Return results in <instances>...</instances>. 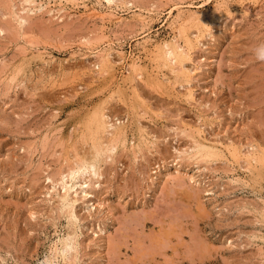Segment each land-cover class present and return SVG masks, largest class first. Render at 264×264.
I'll return each instance as SVG.
<instances>
[{
  "label": "rangeland",
  "instance_id": "374dc122",
  "mask_svg": "<svg viewBox=\"0 0 264 264\" xmlns=\"http://www.w3.org/2000/svg\"><path fill=\"white\" fill-rule=\"evenodd\" d=\"M27 1L0 0V264H264V0Z\"/></svg>",
  "mask_w": 264,
  "mask_h": 264
},
{
  "label": "bare ground",
  "instance_id": "6f19581e",
  "mask_svg": "<svg viewBox=\"0 0 264 264\" xmlns=\"http://www.w3.org/2000/svg\"><path fill=\"white\" fill-rule=\"evenodd\" d=\"M27 1V0H26ZM108 2H111V4L113 3L112 1H110V0H107ZM123 1V0H122ZM226 1V0H225ZM28 2V1H27ZM72 2V1H71ZM77 2V1H76ZM101 2V1H100ZM106 2V1H105ZM125 2V1H124ZM220 2V1H219ZM31 3H33V2H31ZM66 3V2H65ZM73 3V2H72ZM85 3V2H84ZM116 3V2H115ZM122 3V2H121ZM255 3V2H254ZM62 4V3H61ZM110 4V5H111ZM114 4V3H113ZM220 4H222V3H220ZM42 5V4H41ZM74 5V4H73ZM219 5V4H218ZM223 5V4H222ZM76 6V5H75ZM83 6V5H82ZM227 6H228V4H227ZM32 7V6H31ZM42 6H40V8H41ZM223 7V6H222ZM38 8V7H37ZM40 8H38V9H40ZM43 8V7H42ZM63 9H64V7H62ZM107 8H109V7H107ZM112 8H114V7H112ZM28 9V8H27ZM32 9V8H31ZM31 9H30V11L29 12H31ZM36 10V9H35ZM229 10H230V8H229ZM16 11V10H15ZM32 11H33V9H32ZM38 11V10H37ZM36 11V12H37ZM182 11V10H181ZM27 12V11H26ZM178 12H180V9H179V11ZM188 12V11H187ZM19 13H20V11H19ZM34 13V12H33ZM183 13H184V11H183ZM197 13V12H196ZM198 14V13H197ZM13 15V14H12ZM11 15V16H12ZM178 15H179V13H178ZM177 15V16H178ZM181 16V15H180ZM208 17V16H207ZM19 18V23H22V22H24V21H22V19H20V17H18ZM24 18V17H23ZM28 18V17H27ZM179 18V17H178ZM177 18V19H178ZM13 19V18H12ZM15 19V18H14ZM104 19V18H103ZM189 19V18H188ZM202 19V18H201ZM24 20H26L25 18H24ZM180 20V19H179ZM184 20V19H183ZM192 20V19H191ZM190 20V21H191ZM204 20V19H203ZM28 21V20H27ZM175 21V20H174ZM186 20H184L183 22H185ZM25 23V22H24ZM18 24V23H17ZM185 24V23H184ZM205 24V23H204ZM181 25V24H180ZM211 25H212V23H211ZM1 26V25H0ZM20 26V25H19ZM175 27V26H174ZM19 28V27H18ZM20 29V28H19ZM177 29V28H176ZM21 30V29H20ZM183 36H184V34H182ZM210 35V34H209ZM212 36V35H211ZM186 37V36H185ZM189 37V36H188ZM198 39V38H197ZM191 40V39H190ZM188 41V40H187ZM198 41V40H197ZM190 42V41H189ZM192 42V41H191ZM195 43V42H194ZM198 43H200V42H198ZM110 44V43H109ZM192 45V44H191ZM173 46V45H172ZM107 47V46H106ZM158 47H159V45H158ZM113 49H115V48H113ZM170 49V48H169ZM106 50V49H105ZM108 50V49H107ZM100 51V50H99ZM189 51V50H188ZM119 52V51H118ZM149 52H150V50H149ZM165 52V51H164ZM167 53H166V55L167 56H170L171 57V55H173L174 54V50H172L171 52H168V50L166 51ZM182 53V52H181ZM169 54V55H168ZM175 55H177V54H175ZM186 56L188 55V54H185ZM191 55V54H190ZM155 56V55H154ZM181 57V56H180ZM165 58V57H164ZM173 58V57H172ZM181 59V58H180ZM187 59V58H186ZM170 60V59H169ZM172 60V59H171ZM182 60H184V59H182ZM102 61H103V63L104 62H106V63H108V62H110L111 60H110V53H108L107 54V56H105L104 55V57H102ZM155 61V60H154ZM167 62V61H166ZM172 62V61H171ZM174 63V62H173ZM131 64V63H130ZM137 65V64H136ZM136 65H133V66H136ZM158 65V64H157ZM105 66V65H104ZM107 67V66H106ZM111 67V66H110ZM132 67V66H131ZM176 67V66H175ZM134 68V67H133ZM155 68V67H154ZM178 68H180V66L178 67ZM184 68H188V67H185L184 66ZM103 69V68H102ZM114 69V68H113ZM156 69H157V67H156ZM159 69V68H158ZM133 70V69H132ZM128 71V70H127ZM114 72V71H113ZM141 73V72H140ZM183 73V72H182ZM190 73H192V72H190ZM136 74V73H135ZM111 75V74H110ZM155 75V74H154ZM190 75V74H189ZM184 76V75H183ZM191 76V75H190ZM154 77V76H153ZM28 78V77H27ZM40 78V77H39ZM43 78V77H42ZM135 78V77H134ZM156 78H158V77H156ZM15 79V78H14ZM154 79V78H153ZM184 79V78H183ZM40 80V79H39ZM139 80V79H138ZM167 80V79H166ZM28 81V80H27ZM125 81H127V80H125ZM131 81V80H130ZM142 81V80H141ZM159 82V81H158ZM131 83H132V81H131ZM130 84V83H129ZM162 85H163V83H162ZM152 86V85H151ZM164 86V85H163ZM184 86V85H183ZM131 87V86H130ZM165 87V86H164ZM189 87V86H188ZM128 88V87H127ZM179 88V87H178ZM186 89V88H185ZM61 92V91H60ZM133 95V94H132ZM185 95V94H184ZM134 98V97H133ZM137 99H138V97H137ZM136 99V100H137ZM107 110H109V109H107ZM133 110V109H132ZM106 111V110H105ZM105 114H107V113H105ZM158 115V114H157ZM102 117V118H101ZM100 118L101 119H96V128H97V130L98 129H103V128H105V124H107V122L104 120V118H105V115L103 114L102 116H101ZM109 118V117H108ZM107 118V119H108ZM138 118V117H137ZM106 119V120H107ZM101 120H104V121H102L101 122ZM109 120V119H108ZM111 120V119H110ZM110 120L108 121V122H110ZM124 122V121H123ZM139 122V121H138ZM122 123V122H121ZM125 123V122H124ZM111 124H112V122H111ZM120 124V123H119ZM140 124V123H139ZM117 125V124H116ZM125 125V124H124ZM123 125V126H124ZM113 127H115L114 125H113ZM120 127V126H119ZM92 128V127H91ZM109 128V127H108ZM118 128V127H117ZM121 128V127H120ZM200 129V128H199ZM125 130V129H124ZM187 130V129H186ZM109 131V130H108ZM115 131V130H114ZM127 131V130H126ZM142 131V130H141ZM147 132V131H146ZM90 133V132H89ZM104 133V132H103ZM124 133V132H123ZM106 134V133H105ZM109 134V133H108ZM115 134H116V132H115ZM100 135V134H99ZM111 135V134H110ZM109 135V136H110ZM118 135V134H117ZM144 135V134H143ZM96 136V135H95ZM108 136V135H107ZM106 136V137H107ZM121 136H124V135H121ZM93 137V136H92ZM103 137V136H102ZM114 137H115V135H114ZM125 137V136H124ZM99 138V137H98ZM111 138V137H110ZM123 138V137H122ZM126 138V137H125ZM146 138V137H145ZM153 138V137H152ZM113 139V138H112ZM120 139V138H119ZM147 139V138H146ZM149 139V138H148ZM97 140V139H96ZM125 140H127V139H125ZM152 140H155V139H152ZM219 140V139H218ZM86 141V140H85ZM119 141V140H118ZM132 141V140H131ZM229 141V140H228ZM107 142V141H106ZM105 142V143H106ZM120 142V141H119ZM78 143V142H77ZM87 143H88V141H87ZM97 142L95 141V144H96ZM124 143V142H123ZM154 143V142H153ZM94 144V146H96ZM101 144V143H100ZM103 144V143H102ZM232 144V143H231ZM108 145V144H107ZM123 145V144H122ZM126 145V144H125ZM138 145V144H137ZM91 145H89V147H90ZM104 146V145H103ZM226 146V145H225ZM198 147V150L199 151H201V152H205V151H203L204 150V147L205 146H201V145H198L197 146ZM218 147V146H217ZM81 148H82V146H81ZM84 148V147H83ZM111 148H112V146H111ZM136 148V147H135ZM228 148V147H227ZM88 149H90V148H88ZM95 149H96V153L95 154H93L94 156L96 155V154H100L99 152H101V151H103L104 152V149L101 147V146H98V147H95ZM94 149V150H95ZM80 150V149H79ZM93 150V149H92ZM243 150V149H242ZM263 150V149H262ZM90 151V150H89ZM237 151V150H236ZM264 151V150H263ZM79 152V151H78ZM112 152V151H111ZM115 152V151H114ZM137 152V151H136ZM242 152V151H241ZM88 154H90V153H88ZM107 154V153H106ZM112 154V153H111ZM235 154V153H234ZM97 155V156H98ZM230 155V154H229ZM94 156H93V158H87V157H83V160H80V161H78V162H76V164H75V166H74V168H72V170H71V172L69 173V175L67 176V177H62V179H61V182H60V185H61V187L65 190V192H64V194L60 197L61 198V201H62V207L63 208H66V209H69V212H70V214H71V216L72 217H74L75 215H74V213H73V208H74V204L76 203V200L75 199H73L72 197H71V192H73L74 194H77V189H75L76 187H77V183H76V180H78L77 178H78V174H84L85 173V170L87 171V169L88 168H90V167H93L94 168V166H95V162H97L98 161V159L97 158H94ZM107 156V155H106ZM109 156V155H108ZM197 156V155H196ZM232 156V155H231ZM246 156V155H245ZM219 157V156H218ZM237 157V156H236ZM239 157V156H238ZM105 158V156H103V159ZM110 158V157H109ZM194 158H196V157H194ZM201 158V157H200ZM69 159V158H68ZM76 159H77V156H76ZM229 159V158H228ZM105 160H107L106 158H105ZM104 160V161H105ZM257 161L256 162H258V159H256ZM102 161V160H101ZM99 162H100V160H99ZM260 162V161H259ZM101 163V162H100ZM104 163V162H103ZM103 163H101V164H103ZM262 163V162H261ZM100 164V166H102ZM257 167V166H256ZM97 169V168H96ZM90 171V170H89ZM62 173V172H61ZM87 173V172H86ZM93 173H94V175H96L97 174V172H96V170H94L93 171ZM62 175V174H61ZM65 175V174H64ZM87 175V174H86ZM84 176H85V174H84ZM68 181H70V185H68ZM80 181V180H79ZM86 181V180H85ZM58 182V181H57ZM71 183H72V185H71ZM251 183V182H250ZM255 183V182H254ZM256 184V183H255ZM252 185V184H251ZM53 186V185H52ZM55 188V187H54ZM57 188V187H56ZM79 188H81V187H79ZM63 190V191H64ZM86 195H88V192L86 191V190H84V189H81ZM61 191V190H60ZM82 192V193H83ZM91 195H93L92 193H91ZM77 196V195H76ZM88 197V196H87ZM60 200V199H59ZM264 203V202H263ZM95 203H93V205H94ZM61 206V205H60ZM95 206V205H94ZM92 208H93V206H92ZM64 210V209H63ZM65 215V214H64ZM67 217V216H66ZM65 217V218H66ZM77 222V221H76ZM80 222V221H79ZM70 227V226H69ZM72 229V228H71ZM73 230V229H72ZM69 231H70V229H69ZM74 237V236H73ZM63 239V238H62ZM162 244V243H161ZM64 245L66 246V247H68V246H70V242H69V240L68 239H64ZM59 248V247H58ZM55 249V248H54ZM66 249V248H65ZM70 252V251H69ZM54 256V255H53ZM60 258V257H59ZM69 258V257H68ZM67 258V259H68ZM63 259V258H62ZM59 260V259H58ZM69 260V259H68ZM58 262V261H57ZM53 264V263H52Z\"/></svg>",
  "mask_w": 264,
  "mask_h": 264
},
{
  "label": "clouds",
  "instance_id": "9594fccd",
  "mask_svg": "<svg viewBox=\"0 0 264 264\" xmlns=\"http://www.w3.org/2000/svg\"><path fill=\"white\" fill-rule=\"evenodd\" d=\"M253 51L256 56V59L264 61V42H260L259 44H257Z\"/></svg>",
  "mask_w": 264,
  "mask_h": 264
}]
</instances>
